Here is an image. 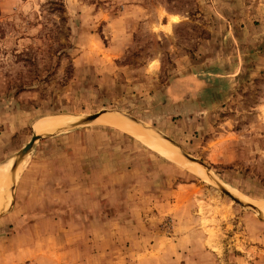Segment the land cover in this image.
<instances>
[{
    "label": "rangeland",
    "instance_id": "1",
    "mask_svg": "<svg viewBox=\"0 0 264 264\" xmlns=\"http://www.w3.org/2000/svg\"><path fill=\"white\" fill-rule=\"evenodd\" d=\"M104 113L204 176L97 120L55 131L0 264H264V0H0V166L41 119Z\"/></svg>",
    "mask_w": 264,
    "mask_h": 264
},
{
    "label": "bare ground",
    "instance_id": "2",
    "mask_svg": "<svg viewBox=\"0 0 264 264\" xmlns=\"http://www.w3.org/2000/svg\"><path fill=\"white\" fill-rule=\"evenodd\" d=\"M106 113H104L105 115H101L98 119H96L97 121L96 120L95 121L100 123L101 125L114 127V128H116V129H118V130H120L126 134H129V135L135 137L137 140L142 142L144 145L155 150L156 152L160 153L164 157H166L170 160L176 161L178 164L188 168V170L190 169L192 172L198 174V176L199 175L204 176L202 169H199L195 166L194 167L191 166L187 161L182 160L178 156V154H177L178 152L176 153L174 151V149L171 148V146L169 147V145L164 143L162 140L154 137L155 135L152 136L153 134L151 135V133L149 134L142 127L137 126V125H141V124L135 123V124H137V125H135L134 123H131V122L125 120L124 118H122V116L119 114L116 115L113 113L112 114H110V113L106 114ZM69 126H71V125L69 124L68 120H66L63 117L58 116L57 118H47V119H43V120L41 119V121H39L35 126V133L40 138L44 139L46 137L52 136L50 134H52L53 132L61 131V130L65 129L66 127L68 128ZM73 127H70V128H73ZM58 133H56V134H58ZM181 155L184 158H186L188 161H190L188 159V157L184 156L182 153H181ZM30 160L31 159H29V160L27 159L25 162H23L19 166V168L16 172L17 176H18V173H22L24 171V168L27 166V164L30 162ZM11 172H12L11 164H6V165L0 166V213L4 209H6L10 204L11 196L9 195L8 190L10 188V192H12L13 183H14V177L11 174ZM256 204L253 203V205L254 206L256 205V207L262 213L261 215L264 216V204H262V203L261 204L256 203Z\"/></svg>",
    "mask_w": 264,
    "mask_h": 264
},
{
    "label": "water",
    "instance_id": "3",
    "mask_svg": "<svg viewBox=\"0 0 264 264\" xmlns=\"http://www.w3.org/2000/svg\"><path fill=\"white\" fill-rule=\"evenodd\" d=\"M103 114V113H102ZM120 115V114H119ZM101 116V114H97V115H93V116H86V117H84V118H81L80 120H75V121H70V125L71 126H80V125H84V124H88V123H90V122H92V121H94V120H96V119H98L99 117ZM39 122V121H38ZM37 122V123H38ZM134 122H136V121H134ZM36 123V124H37ZM36 124L34 125V127H33V130H34V135H33V137H32V139H31V141L19 152V154H18V156H17V158H16V160H15V163H14V166H13V168H12V172H11V174L13 175V177H14V180L16 179V177H17V175H16V172H17V170H18V168H19V166L24 162V160L26 159V158H28L31 154H32V152L34 151V149H35V147H36V143L38 142V140H40V137L38 136V135H36V133H35V126H36ZM160 134V133H159ZM160 136H162L165 140H167L168 142H170V143H172V144H174L169 138H167L166 136H164V135H162V134H160ZM186 157H188V159L190 160V162H192L194 165H197V164H200V166H198V167H200L202 170H204V171H206L207 169H206V167L203 165V164H201V163H199L198 162V160H196L195 158H192V157H190V156H188L187 154H185V153H183ZM220 189L225 193V194H227L230 198H232L233 200H235L237 203H239V204H242V205H244L240 200H238L236 197H234L228 190H226L225 188H223V187H220ZM247 207H249V208H251V209H254V210H256V208L254 207V206H252V205H249V206H247ZM260 213V212H259ZM261 214V213H260Z\"/></svg>",
    "mask_w": 264,
    "mask_h": 264
},
{
    "label": "crops",
    "instance_id": "4",
    "mask_svg": "<svg viewBox=\"0 0 264 264\" xmlns=\"http://www.w3.org/2000/svg\"><path fill=\"white\" fill-rule=\"evenodd\" d=\"M137 18L139 19V14H138ZM140 18H141V17H140ZM164 26H165V25H164Z\"/></svg>",
    "mask_w": 264,
    "mask_h": 264
}]
</instances>
